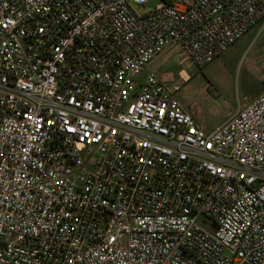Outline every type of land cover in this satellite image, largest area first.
Here are the masks:
<instances>
[{
	"label": "built area",
	"instance_id": "1",
	"mask_svg": "<svg viewBox=\"0 0 264 264\" xmlns=\"http://www.w3.org/2000/svg\"><path fill=\"white\" fill-rule=\"evenodd\" d=\"M148 1L0 0V264H264V92L206 131L147 67L264 0Z\"/></svg>",
	"mask_w": 264,
	"mask_h": 264
},
{
	"label": "rangeland",
	"instance_id": "2",
	"mask_svg": "<svg viewBox=\"0 0 264 264\" xmlns=\"http://www.w3.org/2000/svg\"><path fill=\"white\" fill-rule=\"evenodd\" d=\"M159 2L149 0L135 9L139 13L153 10ZM157 56L160 61L155 57L147 65L149 71L165 76L167 87L177 86L178 104L206 131L264 92V20L201 70L177 45L167 46Z\"/></svg>",
	"mask_w": 264,
	"mask_h": 264
},
{
	"label": "crops",
	"instance_id": "3",
	"mask_svg": "<svg viewBox=\"0 0 264 264\" xmlns=\"http://www.w3.org/2000/svg\"><path fill=\"white\" fill-rule=\"evenodd\" d=\"M161 54V53H160ZM158 57V56H157ZM155 58V59H157V62H159L160 61V58L158 59V58ZM160 57V56H159ZM164 82L166 81V77L165 76H163L161 73H156ZM184 110V109H183ZM185 111V110H184ZM186 112V111H185Z\"/></svg>",
	"mask_w": 264,
	"mask_h": 264
}]
</instances>
